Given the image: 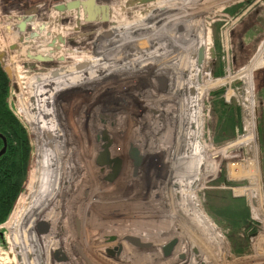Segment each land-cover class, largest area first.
<instances>
[{"label":"rangeland","instance_id":"1","mask_svg":"<svg viewBox=\"0 0 264 264\" xmlns=\"http://www.w3.org/2000/svg\"><path fill=\"white\" fill-rule=\"evenodd\" d=\"M26 1L20 3V0H0V39L6 35L10 36L6 34L5 27H11L18 23L15 20L9 22L10 17H34L32 27L34 24H51L52 17L53 19L59 17L54 12L51 13V9L63 0ZM129 1L133 2L128 3ZM142 1L138 3L137 0L135 2L134 0H96L98 4L110 6L120 4L129 10L135 9L136 6L139 9H145L147 4L151 3V0L147 3ZM169 1L171 0H161L160 2ZM176 2L174 1L172 5L174 6ZM216 2L217 0H202L199 1L201 3L199 7L204 8ZM42 3L48 7L46 13L43 12ZM166 5L169 7L168 4ZM23 6L29 7L27 10H23ZM68 17L75 19L74 16ZM126 17L132 18L133 15L126 14ZM47 18H49L48 22L45 21ZM85 25L87 23H83L82 27L80 26L81 28L75 31L78 33L75 36L90 37L104 32L105 27L95 24L92 31L81 33L80 31ZM74 27L73 22L72 26L61 23L57 28L64 29L63 36L66 39L70 37L69 33L73 31ZM155 28L147 30L153 34ZM106 30L108 31V29ZM139 32L141 33V30L127 31V39L124 42L131 40L133 42L139 38ZM109 37H105L107 41L115 38V36ZM128 37H132V39H128ZM116 39L120 41V38ZM37 40L35 39V41ZM14 42L13 40L8 45ZM43 42L45 45L47 40H43ZM103 43L107 44V42ZM209 44L214 51V59H212L209 49L206 52L208 53L206 58L202 59L204 73L208 74L213 81L225 80L226 82L217 85L218 82L207 92L205 97L203 105L205 109L204 142L213 149L219 150L232 146L238 139L248 134L252 119L251 112L253 113V126L256 135H254L252 144L235 146L234 149L228 150L224 156H217L215 160L219 164L218 171L210 178L205 177L200 180L199 188L196 191L199 206L209 221L216 226L221 236L219 244L222 243L227 247V252L215 247L210 250L203 249V252L207 258V264H264V254H250L249 252L245 256V250L241 247L242 244L245 245L241 236L254 237L255 239L263 232L264 227V218L262 219L260 216L262 223H257L251 217L249 199L250 191H256L260 182L261 201L264 203V64L252 71L253 99L251 100L254 110L251 101L245 96V80L240 77L243 69L260 54L264 44V2L262 0H240L224 6L221 13L215 15L213 21L211 20ZM8 45L2 49L8 55H6V66L10 69L12 76L11 79L7 76L10 82L7 104L12 115L26 131L31 156L22 191L9 217L0 225V264H15L12 260L7 259L9 258L8 254H12L13 259L15 258L9 228L12 226L15 211L21 207L22 197H25L30 191L27 188L28 183L35 178L39 149L36 128L33 129L31 124L28 122L27 124L23 118L19 93L23 92V86L30 80L33 81L39 75L47 76L50 73V68L67 67L75 64L76 61L81 62L79 58H82L83 54L85 57L90 56L88 61L91 64L94 58L104 60L103 56L111 52H105L101 48L103 45L96 44L94 48L91 46V52L86 54L83 49L80 50V47L72 44L66 48L68 53L65 54V57H63V53L57 63L14 60L12 65L14 69L16 68L15 74L13 68L9 66V59L12 55L14 58L18 55L10 52ZM111 46H115V44L111 43ZM29 47L32 50L34 46L30 44ZM147 48L149 49V47ZM141 53L143 52L134 46L132 51L110 54L109 56H112L110 58L109 56L105 57L106 60L108 58L106 64L110 60L113 62L116 61V58L126 57L123 61L120 59L117 63L111 64V68L114 70L113 65L125 66L127 64V69L120 70V75H112L116 82H126L122 87L126 86L125 92L119 94V88L116 87L106 89L100 85L101 83H97V80H92L90 87L86 86L85 93L72 84L71 87L64 88L62 93L57 94V97L55 96L59 103L52 107L54 118L51 117L50 111L47 109L44 111L40 123L44 121L43 124L47 126L49 124L46 122L49 121L53 123L54 128H60L64 135L62 146L66 148L63 156L70 159L69 163L71 162L72 167L71 174L68 175L70 181L67 180L60 200V203H63L62 206L60 205L56 209L52 208L47 221L43 216H40V221L36 223L33 230L39 236L38 243L42 247L44 246L43 250L47 253L46 264H51V259L54 261L56 250H59L61 256L58 262L56 261L57 264H171L175 260L181 261L179 258H181L180 255L182 256V251L191 250V255H197L193 252L194 250L192 251L187 239L181 242L176 240L169 252L166 254L164 252V248L174 237L170 228L168 231V228L165 227L167 223L166 203L160 193V190L165 186L164 182L167 176L168 152L165 141L170 125H172L170 116H167L169 111L166 107V103L170 102H164L162 97L170 95V91L166 87L157 92L163 94L157 98L158 101H162L158 103L159 114L155 112V109L154 112L147 110L151 108L149 104L146 105L148 107L146 109L140 107V101L152 94L143 79L144 76L150 74L146 73L150 72V67L154 66L151 62L154 60L153 54L140 59ZM145 57H150V60H144ZM82 60L85 61L87 58ZM109 64L100 69L102 74L109 69ZM217 73L220 75H216ZM102 74L99 72L100 77ZM139 77L141 81L131 85V81L139 79ZM168 78L165 82L169 85L170 78ZM169 87L171 86L169 85ZM108 91H111L112 95L109 96ZM26 95L25 93L22 97L25 98ZM100 95L102 96L99 97ZM108 96L111 97L110 102L106 99ZM124 101L128 103L125 108L122 107ZM218 103L224 104V106L222 107L221 104L219 106ZM46 113H48L47 116H45ZM60 113L61 120L57 116ZM154 113L158 114L157 119L156 116H153ZM148 149L151 150V154L146 152ZM131 150L134 151V155L131 154ZM71 152L72 154H70ZM79 153H81V157ZM254 157L258 160L259 173L254 165ZM125 159L127 160L125 161ZM256 159L255 163H257ZM248 160H252V162L248 164ZM85 163L90 167L94 166L93 170H96L94 172L100 168H104L105 171L101 175L90 174L86 182L81 183L80 178L81 174L85 173V167H83ZM254 174L258 178L256 182H252L251 179ZM237 190L238 192H235ZM232 200H238V203H234ZM73 203H94L90 204L87 218L82 221L83 223L80 222V216H77L79 214H74L77 209L75 205H72ZM98 203L111 204H107L108 206L103 208ZM233 206H237L239 211L233 212ZM235 213L244 214L243 216H247V218L243 224L240 223L237 227H232L231 222H233L234 216H237ZM162 219H165V222L162 223ZM81 223L85 232L79 230V227L82 226ZM157 231H160L161 234L155 236ZM139 234L140 238L137 237ZM151 235L155 236V239L152 241L153 245H147L148 248H146L147 246H136L130 241L134 239L137 242L148 243L143 240H147V237ZM239 239L242 240V243L237 246L236 242ZM55 243L56 247L53 246ZM80 244H82V248H79ZM216 244L219 247L217 242ZM145 255L153 256L150 263L144 258ZM194 264L202 263L194 262Z\"/></svg>","mask_w":264,"mask_h":264},{"label":"bare ground","instance_id":"2","mask_svg":"<svg viewBox=\"0 0 264 264\" xmlns=\"http://www.w3.org/2000/svg\"><path fill=\"white\" fill-rule=\"evenodd\" d=\"M66 1L67 0L62 2V4L66 3ZM137 1L141 3V1ZM160 1L161 0H151V3L147 4L145 9H139V7L136 6L135 9L129 10L127 7H123V5L120 4H118L119 6L117 4V6H110L112 14L109 21L100 24L108 29L106 33H108L110 37L115 36V38L113 37L114 40H109L110 42L114 41L115 46H111L109 41H107V44L100 43V45H103L101 47L102 50L105 52L111 51L103 56L104 60L102 58H94L90 64L88 59L85 61L82 60L85 58V54H83L84 56L79 58L81 62L76 61L75 64L70 65L58 75L52 76L51 74L49 77H35L36 79L31 82L32 84L28 85L29 91L27 92L26 99L22 97V93L20 94L19 101L21 112L24 115L23 118L31 124L33 129L36 128V137L39 141L35 178L28 183L27 188L30 189V191L25 197H22L20 201L21 207L15 211L16 214L12 218V226L9 228L12 244L15 247L16 253L23 259L24 264H38L34 260L32 261V256L36 257L37 251L39 250L44 251V246L42 247V245L36 242L33 230L36 227V223L40 221V216H43L44 220L47 221L51 209L59 208L60 205L62 206L63 203H60V200L62 199L67 180L69 179L68 181H70L69 176L72 169L71 162L69 163L70 159L63 156L66 148L62 146L64 135H62L60 128L57 129V127L45 126L43 123H40L42 116H44V111L46 107H48L46 96L49 95L50 97L57 91L71 87L72 84H74L75 88L82 91V93H85L87 90L86 86L97 77L99 72H102L100 69L105 68L109 64V62L106 64L108 59L106 60L105 57L114 53L132 51L134 46H136L137 49L139 48L140 52H143L141 53L140 59L146 55L152 56V54L154 57V60L151 61L152 66H154L153 68L150 67V72H146L150 74L144 76L143 79L145 80V85L149 87L152 94H149L145 100L140 101V107L142 109L148 108L146 105L149 104L151 108L147 110L154 112L153 110L155 109V112L159 114L158 110L160 111V106L158 103L162 101H158L157 98H160L163 94H159L155 91L154 79L162 76L166 81L167 77L170 78L169 85L171 87H169L167 82H165L164 87L169 88L170 95L162 97V99L165 100L164 102H170L166 103V107L169 111V115L167 116H170L169 118L172 120V125H170L171 127L167 140L165 141V147L168 152V164L166 165L167 176L164 182L165 186L160 190L161 196L166 203L165 217L167 223L165 227L168 228V231L170 228L172 236H174L171 238V241L175 240L176 242V240H178V242H181L187 239L189 240L188 243H190L192 251L194 250L193 252L197 254L191 255V250L182 251V256L180 255V257L183 260L179 258V260H181L180 262L175 260L171 264H194V262L207 264V258H205L206 255L203 249L210 250L212 247L216 249L220 248L227 252V247L218 242L221 241V236L216 226L209 221L204 211L200 208L196 197V191L199 188V183L202 178H210L218 171L219 164L216 162L215 158L219 155H221V157L224 156L228 150L234 149L235 146L252 144L254 135H256V130H254L253 113L251 112L252 119L248 134L238 139L232 146H229L227 149L219 150L213 149L204 142L205 109L203 105L205 97L207 92L215 87L218 82L217 85H220L224 84L226 81H213L208 74L204 73V64L202 61H200L201 64L198 63L197 58L200 50H203V58H206V54H208L206 52H208L209 49L211 50L209 44L211 20L213 21L215 15L221 13L224 6L240 0H217L216 3H212L204 8L199 7L201 5L199 1L202 0ZM174 1H177L174 3L175 7L172 5ZM132 2L129 1L128 3ZM262 2H264V0H262ZM166 4H168L169 7H167ZM159 7L160 9H157ZM72 13L73 11L63 14L55 13L59 15V17L56 19L52 17V19H50L51 24L41 23L40 25H33L34 30L32 33H37L38 37L36 39L38 40H33L29 42V44H33L35 48L33 47L32 50H30L29 46L20 47V54L14 52L18 57L14 58V55H12L9 59V66L13 68L15 74L16 68L14 69L12 65L14 64V60L20 59L21 62H29L30 60H25V52L27 51H30L31 55L40 54L43 57L52 58V61L48 63L59 62L63 53V57H65V54L68 53L66 48L69 43H62L66 40L63 36L64 29L57 27L59 24L63 23L60 16ZM126 14L133 15V17L127 18ZM45 21L48 22L49 18L45 19ZM147 27L151 30L156 27L155 32L152 34L147 30ZM131 30H141V33H138L139 38H136L133 42L132 40L124 42L127 39V31L130 32ZM104 34L105 33H100L90 38L93 40L87 39L86 41L95 42L94 39H102ZM26 35H29V33H26ZM116 38H120V41ZM128 39H132V37H128ZM13 40L16 42V36L6 35L1 38L0 51H3V47L13 42ZM43 40H47L45 45ZM103 41L106 42V38L101 40V42ZM10 45H8V47ZM147 47H149V49ZM263 53L264 44L257 58L252 63H249L240 75V77L245 80V96L251 101L253 110L254 106L251 100L253 99L252 71L264 64ZM146 59L149 61L150 57H145L144 60ZM147 80L149 81L147 82ZM140 81H138V79L132 80L131 85H135ZM44 94L45 96H43ZM101 96L102 95L99 97ZM106 99L109 100L111 97L108 96ZM104 102L106 103L105 99ZM127 104V101H124L122 107L125 108ZM158 114L156 115L154 113L153 116H156L157 119ZM109 115L112 114L109 113ZM57 116L61 120V113ZM52 140L55 141L53 142L54 144L50 146L49 143ZM98 145H100V143H98ZM146 152L151 154L150 149ZM73 153L77 155V153ZM70 154H72V152ZM80 154L81 153H79V156ZM255 159L254 157V165L257 173H259L258 160L256 159L257 163H255ZM126 160L127 159H125V161ZM249 162H252V160H248V164ZM83 167H85V173L81 174V183H85L90 174L98 173L101 175L105 171L104 168H100L97 169V172H94L96 171L93 170L94 166L90 167L88 164L86 165V163ZM54 177L55 179H53ZM251 179L252 182H256L258 178H256L254 174ZM260 189L261 185L259 182L257 190L250 191L251 193L249 196L251 203L250 214L257 223H262V220L259 218L260 216L262 219L264 218V203L261 201ZM235 192H238V190ZM90 204L94 203L72 204L75 205L77 209V212H72L75 215L79 214L77 216H80V222L87 218V210L90 208ZM98 204L104 208V206L107 207V204L111 203ZM91 208H93V206H91ZM161 222H165V219H162ZM82 223L79 230H84L85 232ZM159 234H161L160 231H157L155 236ZM155 236L151 235L147 237V240H143L146 242L148 241V243L136 241V246L153 245L152 241L155 239ZM137 237L140 238V234ZM109 238H112V236H109ZM241 238H243L245 243L243 246L245 256L248 255L249 252L250 254H264V227L263 232L255 239L242 236ZM216 242L219 244V247ZM53 246L56 247L57 244L55 243ZM78 246L82 248V244ZM146 248H148V246ZM65 253L68 255L67 252ZM54 254L57 260L61 258L59 250H56ZM8 257L7 259L12 260L10 254H8ZM144 258L150 263L153 256L145 255Z\"/></svg>","mask_w":264,"mask_h":264},{"label":"trees","instance_id":"3","mask_svg":"<svg viewBox=\"0 0 264 264\" xmlns=\"http://www.w3.org/2000/svg\"><path fill=\"white\" fill-rule=\"evenodd\" d=\"M216 75L219 76L220 73ZM9 87V79L0 66V150L4 145L6 146L4 154L0 157V225L9 217L22 191L31 156L26 131L8 108ZM221 105L224 106V104ZM232 202L238 203V200H232ZM232 208L233 212L239 211L237 206ZM235 215L237 216H234L231 222L232 227L243 224L247 218L243 216L244 214L235 213ZM236 243L238 246L242 240L239 239Z\"/></svg>","mask_w":264,"mask_h":264},{"label":"water","instance_id":"4","mask_svg":"<svg viewBox=\"0 0 264 264\" xmlns=\"http://www.w3.org/2000/svg\"><path fill=\"white\" fill-rule=\"evenodd\" d=\"M143 2L142 0H140ZM145 3L149 0H144ZM54 13H71L73 11L74 19V29L73 31H78L80 26L83 23H106L109 21L110 16L112 14L111 7L108 4H98L96 0H73V1H66L64 4L55 5L52 9ZM34 16V15H32ZM18 22L17 24H13V26L5 27L6 34L10 36H16V43L10 45L8 50L10 52H17L21 53L20 47H28L30 46L29 42L35 40L38 35L37 33H32L34 28L32 27V23L34 21V17H10L9 22ZM29 33V35H26ZM63 41V40H62ZM62 43L65 44V41ZM211 57L214 59V51L213 49L210 50ZM6 52L0 51V65L6 72L9 79H11L10 69L6 66ZM203 56V50L198 52V63H201ZM26 60L35 61L38 63H48L52 61V58L43 57L40 54L31 55L30 51L25 52ZM6 146L0 150V157L4 154ZM134 154V152H133ZM133 244L136 245V240H130ZM174 240L171 241L165 248L164 252L168 253L171 247L174 245Z\"/></svg>","mask_w":264,"mask_h":264},{"label":"flooded vegetation","instance_id":"5","mask_svg":"<svg viewBox=\"0 0 264 264\" xmlns=\"http://www.w3.org/2000/svg\"><path fill=\"white\" fill-rule=\"evenodd\" d=\"M23 1H26V0H20V3H23ZM62 1V0H61ZM27 2V1H26ZM62 2H64V0L62 1ZM62 2H60V3H62ZM48 4V3H47ZM42 6H44V7H42V9L44 8V10H43V12H47L48 11V7L46 6V4L45 3H42ZM28 7L29 6H23V10H27L28 9ZM65 17H61V20L63 21V23L65 24H67V25H73V22H74V18H69L68 16H74L73 14H69V15H64ZM95 24H100V23H90V24H87V25H85V26H83V28L81 29V33H84V32H90V31H92L93 29H94V25ZM101 25V24H100ZM82 27V26H81ZM80 27V28H81ZM106 28V27H105ZM104 28V32H101V33H105L103 36H102V38H105V37H109L108 36V33H106V29ZM72 30V29H71ZM103 30V29H102ZM75 34H78L77 32H75V31H71L70 33H69V35H70V37L69 38H66V40H65V43H69V44H67V48H69L70 47V45H72V44H74V46H78V47H80V50H84V52L86 53V54H88V53H90L91 52V48H94L95 46H96V44L98 45V44H100V43H103V42H101V40L102 39H99V38H96V39H94V41L95 42H87L86 40L87 39H89V40H93V39H90V38H92V37H94V36H96V35H92V36H90V37H82V38H79L78 36H75ZM100 34V33H99ZM84 35V34H83ZM98 35V34H97ZM75 37V39H73L74 37ZM114 40V39H113ZM109 41V40H108ZM115 41H117V40H115ZM78 42H80V43H78ZM106 42H107V40H106ZM109 43H115L114 41H112V42H110L109 41ZM118 43V42H117ZM80 45V46H79ZM83 46V47H82ZM92 46V47H91ZM87 47H91L90 49L89 48H87ZM85 48H86V50H85ZM88 57H90V56H88ZM88 57H85V58H87L88 59ZM110 57V56H109ZM123 57V56H122ZM116 58L115 60L116 61H113V62H111V60H110V64H109V69L107 70V71H105V73H103L102 74V72H100V74H102V76L100 77L99 76V74H97V77H95L93 80H99L97 83H101L100 85H103L104 87H106V89L107 88H112V87H116V88H119V94L121 93V92H125L126 91V89H124V88H122L124 85H125V81H122V82H116L113 78H112V75L113 74H119L120 75V73H121V71L122 70H124V68L125 67H127L126 65L125 66H122L121 64L120 65H113V68H115V70L114 69H112L111 68V64H115V63H117L120 59L123 61V59L124 58H126V57H124V58ZM108 59V58H107ZM115 66V67H114ZM127 69V68H126ZM113 70V71H112ZM121 70V71H120ZM124 72V71H123ZM148 76V75H147ZM101 79V80H100ZM138 79V78H137ZM141 80V78L139 77V79H138V81H140ZM92 83L90 82V84L88 85L89 87H90V85H91ZM138 84V83H137ZM154 84H155V91L156 92H158V90H163V89H165L164 87H165V80L163 79V77L162 76H159V77H157L156 79H154ZM92 87V86H91ZM132 87V86H131ZM130 88V87H129ZM110 90V89H109ZM108 93V95L110 96V94H111V91H108L107 92ZM112 95V94H111ZM75 100V99H74ZM109 102H110V99L108 100ZM130 152V151H129ZM133 152L134 151H132L131 150V154L132 155H134L133 154Z\"/></svg>","mask_w":264,"mask_h":264},{"label":"built area","instance_id":"6","mask_svg":"<svg viewBox=\"0 0 264 264\" xmlns=\"http://www.w3.org/2000/svg\"><path fill=\"white\" fill-rule=\"evenodd\" d=\"M69 66H67V67H57V68H50L49 70V74L47 75V76H45V75H41L42 77H49V76H51V74H52V76H54V75H58V74H60L63 70H65L66 68H68ZM40 75L39 76H37V77H41ZM34 79H36V78H34ZM27 82V81H26ZM31 82H33V81H29V82H27L26 83V85L25 86H23V88H24V90H23V92H20L19 94H21L22 93V95L23 94H27V92L29 91L28 90V85H30V84H32ZM63 92V90H61V91H57L55 94H53V95H51L50 97H49V95H47L46 96V100H47V102H48V107L46 108L47 109V111H50L51 113H52V111H53V109H52V107L53 106H55L56 105V103H59V101H57V98L55 99V96L57 97V94H59V93H62ZM43 96H45V94L43 95ZM26 97H27V95H26ZM26 97H25V99H26ZM49 97V98H48ZM52 100V101H51ZM48 115V113H46V115L45 116H47ZM51 117L52 118H54V115H53V113H52V115H51ZM56 118V117H55ZM54 121V120H53ZM55 122H56V120H55ZM26 123H27V121H26ZM43 123H44V121H43ZM47 124H49V125H51V126H53V124H52V122H51V124H50V122L49 121H47L46 122ZM28 124V123H27ZM49 125H47V126H49ZM55 140H52V141H50V146L51 145H53ZM38 144H39V141H38ZM39 146V145H38ZM33 234H34V236H35V239H36V242H39L38 240H39V236L36 234V232L35 231H33ZM251 238H254V237H251ZM11 240V239H10ZM11 245H12V241H11ZM13 246V245H12ZM12 249H13V251H14V255H15V258L13 259V257H12V261H13V263H15V264H24V262H23V259L21 258V256H19V254L18 253H16V250H15V247L13 246L12 247ZM41 252V253H40ZM10 256H12V254H10ZM46 259H47V253L45 252V251H42V250H39V251H37V256L35 257V256H32V261L34 260L36 263H38V264H46ZM58 262V260L55 258L54 259V261H53V259H51V264H57V262ZM27 263V262H26Z\"/></svg>","mask_w":264,"mask_h":264}]
</instances>
